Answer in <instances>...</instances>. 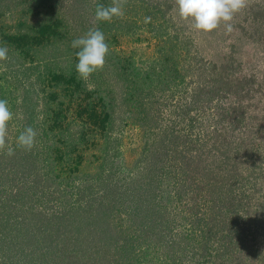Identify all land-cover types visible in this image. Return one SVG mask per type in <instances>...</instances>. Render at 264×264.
Instances as JSON below:
<instances>
[{
    "label": "rangeland",
    "instance_id": "rangeland-1",
    "mask_svg": "<svg viewBox=\"0 0 264 264\" xmlns=\"http://www.w3.org/2000/svg\"><path fill=\"white\" fill-rule=\"evenodd\" d=\"M142 1V7L135 6L130 13L131 21L136 23L132 37L122 38L111 30L106 43L114 52L132 50L136 60L148 58L155 43L150 33L152 22L162 21L167 40L163 52L172 54L173 61H180V76L176 81L172 78L156 88L146 89L149 95L139 101L145 109V117L140 115L139 119L151 129L145 133L137 125L139 129L130 128L131 114L127 113L129 110L124 112L127 108L117 92L109 141L113 140L115 146L114 139L122 137L116 156L128 160L140 152L144 141L156 140V147L164 141L165 146L160 149L168 153V162L164 160L160 166L176 169L186 182L183 204L170 207L171 225L178 232H190L195 215L203 220L194 225L197 234L202 228L209 236L202 264H264V0H248L247 6L234 15L231 32H226L221 24L210 33L195 31L188 21L181 20L175 0H137V5ZM90 2L94 4V0L86 1L89 9ZM41 4L38 11L23 14L19 0H0V47L8 49V59L0 61V99L7 100L13 113L8 122L7 144L17 146V137L26 128L24 123L28 125L31 119L25 120V113L35 115L33 124L41 125L47 111L51 115L63 114L61 128L69 140H93L101 145L105 138L103 131L93 125L90 130L87 127L92 124L90 120L95 121L87 110L94 100L84 93L91 84L76 72L78 60L69 71L71 74L65 75L75 78L72 88L66 83L69 78L61 81L57 73L73 61V55L61 50V60L53 62L50 58L55 59L58 51L53 53V47L41 48L44 36L40 29L49 19L52 23L57 22L55 18L63 21L62 27L51 28L66 35L64 38L73 41L84 36L87 31L79 12L88 7L78 8L73 0H43ZM93 12L94 9L89 11L92 29L96 27ZM146 17L151 18V26L145 23ZM21 34L33 37L24 43L16 39ZM15 42L19 43V49L14 48ZM57 46L62 48L64 44ZM32 128L36 132L40 129ZM38 141L37 132L35 142ZM20 149L18 160L28 155ZM26 164L28 167L17 165L13 169H33L29 160ZM42 183L51 187L59 184ZM11 185L17 187V182ZM43 202L45 212L55 211L53 201ZM15 214H11V219ZM177 239L174 237L172 242ZM222 241L234 244L229 246L230 250H220L223 252L220 255ZM5 244L0 249V260L9 249L5 264L16 261V264H43L44 257L39 258L38 252L30 254L27 249L25 257L19 255L18 246ZM156 244L140 257V264H197L193 254H205L192 241L171 244L174 248L160 241ZM93 247L90 242L89 248ZM103 251L108 253L110 249L105 245ZM174 257L177 258L171 259Z\"/></svg>",
    "mask_w": 264,
    "mask_h": 264
},
{
    "label": "trees",
    "instance_id": "trees-1",
    "mask_svg": "<svg viewBox=\"0 0 264 264\" xmlns=\"http://www.w3.org/2000/svg\"><path fill=\"white\" fill-rule=\"evenodd\" d=\"M19 1L23 5L20 11L24 14L34 9L38 11L43 0ZM86 1L73 0V3L78 8L88 7L79 12L84 29L88 32L92 29L89 24L92 13L89 15V11L94 9L95 17L97 5L109 6L112 0H94V4L90 2L91 9ZM143 2L137 5V0H127L123 5V20L114 17L111 21H95V28L104 33L105 41L111 30L122 38H131L136 23L131 21L130 13L135 6L141 8ZM55 20L57 22L52 23L49 19L46 26L40 29L44 36L41 48L46 50L53 47V53L58 51L55 59L50 58L53 62L61 60V50L64 54L73 55V61L57 73L61 81L69 78L66 83L73 88L75 78L65 75L71 74L69 71L74 67L79 49L70 48L72 41L64 38L66 35L63 33L59 35L56 29L52 30L51 27H62L63 21L58 18ZM148 23L151 26V22ZM161 24L162 21L152 22L154 27H151L150 33L155 43L148 58L136 60L132 50L114 52L109 48L103 69L91 74V85L89 89L84 88V93L94 100V105H88L87 110L95 121L87 118L92 123L87 127L90 130L93 125L99 127L100 132L103 131L105 138L101 145L94 144L93 140L74 142L66 138L63 134L66 132L61 128L65 117L60 112L52 115L44 112L41 125L33 124L35 115L28 116L25 113V120L26 117L31 118L28 125L23 122L26 127H40L37 131L39 141L35 142L30 151L24 149L28 155L23 159L18 160L17 157L21 152L20 147H13L15 151L12 156L6 154V149L0 151V249L9 243L11 247L18 246L19 255L25 257L27 255L24 253L30 249V254L38 252L39 258L44 257L43 264H140V257L159 241L170 246L174 243L182 245L186 240L192 241L199 250H205L203 255L197 252L193 254L197 264H202L209 236L205 235L202 228L197 234L194 225L203 220L194 214L190 232H178L171 225L170 207L183 204L185 196L182 193L186 182L176 169L160 166L164 160L167 161L168 156L167 152L160 149L165 146L164 141L158 143L159 147L155 146L156 140L151 143L144 141L140 152L134 153L132 160L124 156L117 158L122 137L114 139L115 146L112 145L113 140L109 141L117 92L121 93L120 97L127 108L124 112L129 110L127 113L131 114L128 117L130 128L135 129L137 125L145 133L146 129H151L149 124L139 119L140 115L145 117V109L139 101L143 102L144 96L149 95L146 89L156 88L158 84L172 78L176 81L180 76V61H173L172 54L166 55L163 52V44L167 40L164 39ZM30 36L33 37L21 34L16 39L25 43ZM135 41H139L138 38ZM62 42L64 47L57 46ZM14 48L19 49V43L15 42ZM44 61L48 62L47 59ZM79 87L77 85V89ZM27 160L33 169H13L17 165L26 167ZM45 168L48 169L46 172ZM42 181H56L59 184L51 187L43 185ZM11 182H17V187H13ZM44 200L47 203L53 201L51 205L56 208L55 211L45 212V208H42L45 207ZM13 213H16L15 218L11 219ZM174 237L178 239L172 242ZM90 242L93 248H89ZM233 244L231 241H222L219 246L220 255L223 253L220 250L225 251ZM105 245L110 252L103 253ZM170 247L174 248L173 245ZM7 253L9 249L2 254L0 264L7 263ZM10 260L15 261L13 258Z\"/></svg>",
    "mask_w": 264,
    "mask_h": 264
},
{
    "label": "clouds",
    "instance_id": "clouds-1",
    "mask_svg": "<svg viewBox=\"0 0 264 264\" xmlns=\"http://www.w3.org/2000/svg\"><path fill=\"white\" fill-rule=\"evenodd\" d=\"M127 0H112L109 6L99 4L95 10V21H111L114 17L124 15L123 5ZM248 0H175L177 14L181 20L188 21L193 30L210 33L224 25L226 32L233 30L231 21L234 15L247 6ZM151 18L146 17L145 23ZM71 47L79 49L76 52L78 63L76 72L83 80H88L94 72L102 70L105 58L109 54V45L104 33L98 28L89 29L82 37L72 41ZM8 59L7 47H0V61ZM13 118L7 100L0 99V151L6 149L8 156L14 155V149L7 144L8 122ZM37 132L26 127L17 137L16 144L25 150H31L35 145Z\"/></svg>",
    "mask_w": 264,
    "mask_h": 264
}]
</instances>
